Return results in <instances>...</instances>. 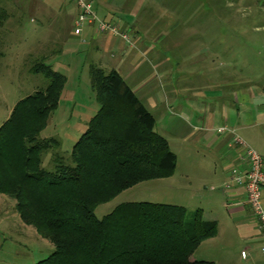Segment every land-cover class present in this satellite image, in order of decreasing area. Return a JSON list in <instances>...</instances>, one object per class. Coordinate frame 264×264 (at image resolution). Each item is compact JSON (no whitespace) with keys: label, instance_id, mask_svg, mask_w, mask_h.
<instances>
[{"label":"trees","instance_id":"1","mask_svg":"<svg viewBox=\"0 0 264 264\" xmlns=\"http://www.w3.org/2000/svg\"><path fill=\"white\" fill-rule=\"evenodd\" d=\"M46 86L18 100L0 125V193L15 201L21 220L54 250L34 264H212L191 260L198 245L217 232L201 209L127 201L98 218L95 209L140 182L168 176L176 155L155 130V118L120 74L90 65L99 109L71 148V164L42 154L59 146L40 138L57 108L66 76L45 62Z\"/></svg>","mask_w":264,"mask_h":264},{"label":"rangeland","instance_id":"2","mask_svg":"<svg viewBox=\"0 0 264 264\" xmlns=\"http://www.w3.org/2000/svg\"><path fill=\"white\" fill-rule=\"evenodd\" d=\"M261 1L188 0L181 7L179 0H175L166 11L168 23L162 24L164 14L157 15L159 17L157 23L153 24H156L154 29L169 33L174 46L172 50L168 48L170 51L167 55L173 64V78L176 75L178 78H174L176 81L171 85L167 84L168 81L162 82L158 75L155 78L153 59L138 54L140 64L134 72H130L132 74L126 83L135 90V95L154 116L155 130L165 136L170 150L176 153L177 166L168 176L140 182L112 200L98 205L95 209L98 218L119 203L127 201L175 203L187 208L188 213H193L198 208L205 212L215 211L216 196L224 195L221 191L223 183L220 184L219 179L210 173L206 175L201 165L204 164L209 169L215 168L216 158L206 151L197 156L190 155L184 143L185 135L190 130H204L207 127V123L200 119L198 121L196 117L193 119L187 111L189 107L195 106V98L201 96L203 90L183 87L184 72H193L198 67V62L186 64L190 61L185 58L189 55L188 51L196 49L198 32L212 37L215 30L213 15L221 18L258 17L261 16ZM54 9L57 10L51 7V13ZM48 13L50 11L43 6L42 0H0V125L8 118L18 100L46 86L43 75L31 71L35 63L42 61L50 64L52 69L66 76L58 106L50 113L46 127L39 135L44 139L54 138L59 143V146H52L42 154V165L50 170L53 169L54 155L62 157L66 164L72 163L71 148L98 111L99 103L91 84L88 56L74 51L69 41L59 36L68 31L70 24L62 22L61 18L55 23L53 17H47ZM245 20L243 18L236 30L231 29L227 23H222L221 32L226 36L228 32H236L238 43H241L237 45L238 50L244 49L245 42L239 37L240 32L246 31L243 29ZM254 44L252 52L257 55L258 49L264 48V45L260 46L255 41ZM104 70L107 72L106 68ZM203 100L206 106L213 105L207 98ZM199 174L204 175L203 179L197 177ZM14 204L12 198L0 193V215L6 216L9 223L5 232L0 234L5 238L4 247L0 251V264H34L52 253L54 246L48 239L41 237L32 225L21 220ZM11 241L17 246H13L10 252L8 245ZM20 243L30 247L26 248Z\"/></svg>","mask_w":264,"mask_h":264},{"label":"crops","instance_id":"3","mask_svg":"<svg viewBox=\"0 0 264 264\" xmlns=\"http://www.w3.org/2000/svg\"><path fill=\"white\" fill-rule=\"evenodd\" d=\"M173 1L175 0H94L97 14L103 19L117 22L128 32L130 43L99 32L91 24L80 29L74 28L78 8L73 0H42V4L49 9L47 17H53V22L57 23L58 18H61L62 22L70 24L68 31L59 36L68 40L74 51L88 56L90 65L95 63L107 71L115 69L126 82L132 74L130 72H134L140 64L138 54H143L146 58L153 59L154 74L156 73L154 77L158 75L162 82L168 81L167 84L171 85L176 81L174 78H178L177 75L173 78V64L167 55L174 45L169 33L155 30L156 24H153L157 23L159 14H164L162 24L169 22L166 11ZM179 2L183 7V3H188V0ZM259 6L261 16L243 17L246 19L243 27L246 31L240 32L239 37L245 42L243 50H238L237 45L241 43H238L236 32H228L227 36L221 32L222 23H227L231 29L236 30L243 18L213 15L215 30L212 37L198 32L197 47L192 52L188 51L189 55L185 58L190 62L183 60L186 64L198 62L197 70L184 72L183 87L203 90V94L195 98V108L189 107L187 111L193 119L196 117L198 121L200 119L207 123L204 130H190L185 135V148L188 147L187 153L194 156L203 151L210 156L214 155L215 168L209 169L204 164L201 168L206 171V175L210 173L218 178L220 184L229 179L232 168L244 171L246 164L241 159L242 150L234 143L233 134L219 133L215 128L229 127L264 157V52H260L264 48L260 47L257 55L252 52L254 41L260 46L264 45V0ZM51 7L57 10L54 9L51 13ZM203 98L212 101L213 105L206 106ZM176 158L178 159L177 155ZM203 176L199 174L197 177L203 179ZM221 191L224 195L216 196L217 207L214 212H205L200 208L204 220L217 222V232L213 237L202 241L190 259L209 261L212 264H264V257L260 253L261 246H264V230L259 227L253 209L246 204L244 188L234 186L227 191L222 188ZM260 204L264 209V189L260 193ZM5 217L0 215V234L9 225ZM4 239L0 235V251L4 247ZM20 244L30 247L28 244ZM13 246L17 244L11 241L8 245L10 252ZM243 251L245 256H242Z\"/></svg>","mask_w":264,"mask_h":264},{"label":"built area","instance_id":"4","mask_svg":"<svg viewBox=\"0 0 264 264\" xmlns=\"http://www.w3.org/2000/svg\"><path fill=\"white\" fill-rule=\"evenodd\" d=\"M78 8V14L75 18L76 29L84 27L86 24L94 25L99 32L118 37L127 43H130L128 32L121 28L115 22L101 18L95 8L94 0H73ZM219 133H232L234 143L242 150L241 159L246 164V169L240 171L237 168H232L229 179L223 184L224 191L231 189L234 186L244 188L246 204L253 209L258 220L259 227L264 230V209L260 204V193L264 189V157L254 148L249 146L242 138L234 133L227 126L217 128ZM260 253L264 257V246H261ZM246 253L243 251L242 256Z\"/></svg>","mask_w":264,"mask_h":264}]
</instances>
